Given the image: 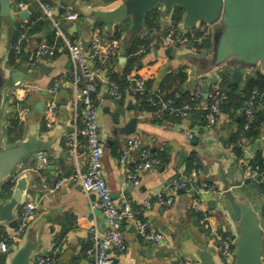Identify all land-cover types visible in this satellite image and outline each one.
<instances>
[{"label":"crops","instance_id":"0c3cea01","mask_svg":"<svg viewBox=\"0 0 264 264\" xmlns=\"http://www.w3.org/2000/svg\"><path fill=\"white\" fill-rule=\"evenodd\" d=\"M28 1L29 3H19L18 0H10L11 13L9 15L1 14L0 4V74L1 72L10 74L19 66L26 64L31 75L29 80H23L5 91L2 110L4 130L9 144L32 135L50 141L52 143L50 156L54 160V168L48 159L46 168L42 172L37 171L34 165L38 162V156L42 154L29 156L17 172L9 178L14 180L13 187H15L17 181L24 177L28 182L25 193L28 194L30 200H37L39 204L31 230L17 240L14 248L7 254L6 264L10 263L11 257L17 250L28 243L35 246L28 264H32L36 255H41L46 259H57L59 264H94L93 256L87 253L92 247L90 229L96 226L104 230L106 225L102 211L93 206L96 196L87 194L79 183L67 184L55 193L44 192L41 187L44 179L49 185H53L61 178L79 176L86 172L88 150L86 137L83 134V110L75 104L69 55L63 54L54 59L46 58L37 67L31 68L29 61L24 59L28 53L26 52L21 60H15L16 65L11 64L10 54L11 50H14L13 38L16 25H21L24 20L29 21L35 14H39L40 20L41 18L46 19L38 3L35 0ZM46 1L57 8L60 14H66L69 11H76L80 14L79 21H66L64 28L70 37L82 41L84 47L85 44H90L93 34H100L102 38L109 39L116 26L120 25L110 26L91 20L87 13L93 8H114L123 0L107 5L102 4L100 0ZM157 8L161 12L160 26L167 30L172 23V18L169 19L166 16L163 7ZM22 12H29L28 18H22ZM126 25L120 39L114 38L123 43L124 51L125 44L129 40L130 22ZM203 25L200 29L206 28L207 31L202 35H197L198 33H193L190 29L180 31L181 35H190L191 40L183 45L172 47L170 54L166 53L169 47L149 51L143 56L140 67L132 72L143 78L146 84L154 81L156 85H159L167 81L169 74L181 70L186 74V79L181 86L169 81L170 92L176 91V96L180 98L187 92L194 96L198 90L201 98L197 100L194 96L193 99L196 105L201 106L210 104V93L213 90L217 91L221 86L222 73L228 78L225 93L232 88V85L242 88L245 81L253 76L243 73L241 81L231 82L233 69L229 68L212 73V77L207 81L197 80V71L191 63L192 57L193 55L202 56L211 48V27ZM49 31L50 33L43 31L34 34L38 41L28 44L30 51L41 41L53 42L55 40V37H52L53 30H51L50 22ZM207 32L210 36V45L200 48ZM85 49L88 50L86 47ZM122 57L126 58L127 63L124 52L117 59L120 60ZM118 64L116 71L122 72L125 65L121 68L120 62ZM56 83L60 87L56 112L46 118L44 109L52 98L49 89ZM157 89H160L164 95L166 94L161 87ZM96 98L101 110L103 163L113 198L120 206L130 203L135 211L146 200H151V207L139 216L147 220L152 230L166 234V240L163 243L153 244L138 235L132 221L124 220L122 228L126 236L127 250L123 254H113L115 264H171L178 260H190L195 264H201L200 258L204 256L205 251L212 253L216 261L223 264L219 242L214 239L212 231L217 229L237 236V224L216 198L217 174L220 171V173L226 172L230 179H234L235 175L241 177L242 171L243 182L248 183L252 192V203L263 216L264 225V207L260 205V199L264 198V191L260 194L254 183L248 181L241 158L229 145L230 139L240 127L242 118L240 110L225 107L216 126L210 129L205 122V106L190 110L184 119L170 116L158 121L150 111L141 110L137 97L128 91L119 100L114 101L105 86H100ZM184 101L185 104H190L187 99ZM39 102L44 104L43 110L37 108ZM14 103L29 105L32 111L25 120L18 119L23 125L24 132L20 139L11 142L7 129L11 116L16 118ZM135 118L136 132L130 135L122 134L120 128ZM191 133L198 140L197 144L194 143V138L189 137ZM71 138L77 139L80 143L76 148V154L71 151L72 145L68 144ZM263 140L264 133L254 141L247 140L243 146L242 158L246 160L249 157L246 152L254 154L260 151L262 153ZM130 147L134 151H132L127 166H123L119 161V153ZM145 150L158 158L166 155L169 159L166 163L161 160L160 165L142 172L139 185H133L128 179V174L138 166L139 157ZM63 153H65L64 157ZM183 154L187 157L181 160ZM194 155L200 158L203 164V172L196 182L198 187L205 190L202 196L204 201L202 211H196L192 207V197L187 190L171 187L174 179L186 174L187 163ZM205 169L209 170V174H205ZM236 169L238 171L233 172ZM209 176L214 177V182L208 181ZM4 182L0 183V190ZM160 192L174 196V202L170 207L156 202L155 196ZM256 196L259 197L257 201ZM1 227L5 228L8 233L13 232L14 229L6 222L0 223Z\"/></svg>","mask_w":264,"mask_h":264},{"label":"built area","instance_id":"2783aa9c","mask_svg":"<svg viewBox=\"0 0 264 264\" xmlns=\"http://www.w3.org/2000/svg\"><path fill=\"white\" fill-rule=\"evenodd\" d=\"M35 1L38 3L42 15L53 26L55 40L53 42L47 40L41 41L30 51L28 45V31L34 26L36 21L29 23L28 20H24L21 23L22 32L14 46L16 59L21 60L26 52H30L29 65L31 68H34L46 58L54 59L63 54L69 55L71 60V82L75 90V104L80 106L83 110V134L86 137L88 150V166L86 172L79 176L61 178L53 185H49L44 179L41 187L44 192L55 193L67 184L79 183L87 194H94L96 196V202L93 206L102 211L106 225L104 230L96 226L90 229L92 247L88 249L87 253L93 256L94 264H115L113 254H123L127 250L126 236L122 228L124 220L132 221L138 235L153 244H161L166 240V234L164 232L152 230L147 220L139 216V214L151 207L152 201L146 200L137 211L133 209L130 203H126L123 206L118 205L113 198L104 168V147L100 129L101 110L97 103L96 93L100 86H105L114 101L122 97L123 93L120 87L110 78L106 64L109 60L120 57L122 52H124L123 43L116 39H104L100 34L95 33L92 35L88 50H86L82 41L70 37L64 28V23L66 21H79L81 16L78 12L69 11L66 14H60L58 9L49 2L45 0ZM179 30L183 32L180 26ZM176 33L177 29L172 23L163 36L154 31L152 34L153 43L143 45L139 53L145 55L149 53V51L157 49V45L164 49L183 45L191 40V38L185 34L177 38ZM127 81V91L133 96L136 97L147 91L146 81L137 76L135 72H131L127 75ZM59 91L60 87L57 83L49 89V94L52 95V98L44 109L46 118L51 117L56 112ZM163 95L161 90L157 89L150 100L152 107V111L150 112L158 121L164 120L168 114L184 119L190 110L194 108H203V106H205V122L207 126L212 129L218 123V119L223 111V98L214 91L210 93V104L203 106L184 104L178 107L174 105L173 100L164 99ZM260 95L261 92L255 89L243 102L240 114L244 120V130L249 129L250 125L255 121L257 112L256 99L260 97ZM194 96L199 100V98H201V93L196 91ZM31 111L32 107L29 105H17L15 117L23 121L29 116ZM189 137L194 138V134L191 133ZM68 144L70 146L72 145L73 149L71 151L76 154V148L80 145L77 139H69ZM132 151L134 150L130 147L119 153V161L123 166H127ZM256 154L257 153H250L246 160L243 159L242 156L241 161L247 173L248 181L252 183L259 181L263 184L264 169L257 159ZM139 158L138 166L128 174V179L133 185H139L142 172L151 170L162 163L160 158L147 150H145ZM47 163L48 158L44 155H39L38 162L34 165V168L42 172V170L46 168ZM202 172L203 169L198 168L193 170L190 174L180 175L178 178L174 179L171 184V187L174 189L183 188L190 193L192 197L191 205L196 211H202L204 205L202 196L205 190L196 185ZM155 200L165 207H170L174 202V196L172 194L160 192L156 194ZM38 204L39 202L37 200H29L17 211V226L13 229V232L9 233V235L0 242V252L8 254L11 249L14 248L17 240L27 234L37 215ZM212 235L214 239L219 242L222 263L234 264V235L217 229L212 231ZM32 264H59V261L54 258L46 259L41 255H36L32 260ZM171 264L195 263L190 260H178Z\"/></svg>","mask_w":264,"mask_h":264},{"label":"water","instance_id":"95a60500","mask_svg":"<svg viewBox=\"0 0 264 264\" xmlns=\"http://www.w3.org/2000/svg\"><path fill=\"white\" fill-rule=\"evenodd\" d=\"M0 4L1 14L9 15L10 0H0ZM177 6L184 9V16L179 24L182 30L190 29L193 33H198L203 24L211 27L210 50L202 56L192 57L191 63L197 71V80L207 81L212 77V73L225 68L233 69L231 82L241 81L243 73L251 74L253 77L257 74L264 75V0H123L114 8H93L87 15L91 20L110 26L129 20L130 39L143 31L145 18L150 11L156 7H163L166 16L171 19ZM28 15L29 12L21 13L24 19L28 18ZM89 46V43L85 44L87 49ZM171 52L172 47L166 49L167 54ZM24 59L27 62L30 60L29 52ZM125 63L126 58H120L121 68ZM30 78L26 64L19 66L10 74L2 72L0 74V183L13 176L29 156L42 154L50 160L54 168V160L50 156L52 145L50 141L32 135L9 144L6 138L2 116L5 91ZM37 108L43 110L44 104L39 102ZM120 132L125 135L135 133L136 118L120 128ZM193 141L195 144L198 143L196 138ZM262 144L261 154L264 160V140ZM246 153L247 156L250 155ZM186 157L184 154L181 155V160ZM237 169L233 172H237ZM204 172L209 174L208 169ZM220 172L217 174L216 198L237 224V236H234V264H264L263 218L252 203V192L248 183L243 182L242 171L241 177L235 175L234 179H230L226 172H222L223 174ZM208 181L214 182V177L209 176ZM27 185L28 182L23 177L17 181L10 196L3 197L0 193V223L6 222L12 228L17 226V209L30 200L25 193ZM254 185L258 192L263 194L262 184L257 181ZM260 203L264 204V198L260 199ZM32 226L33 223L27 234ZM34 249L35 246L28 243L13 254L9 264H28ZM200 259L201 264H219L208 251H205Z\"/></svg>","mask_w":264,"mask_h":264},{"label":"trees","instance_id":"16d2710c","mask_svg":"<svg viewBox=\"0 0 264 264\" xmlns=\"http://www.w3.org/2000/svg\"><path fill=\"white\" fill-rule=\"evenodd\" d=\"M19 3L25 2L29 3L28 0H18ZM46 1V0H45ZM117 0H100L102 4H110ZM39 14L33 15L31 19H29V23L35 22L34 26L28 31V44L29 43H35L38 41V38L35 37V33L43 32V31H49V22L46 21V19L41 18L39 19ZM184 16V9L182 7H176L174 9V12L172 14V24L177 29L176 37L178 38L181 36V32L179 30V24L181 23ZM160 17L161 12L156 7L152 11L148 13V15L145 18L144 23V29L142 32L137 33L131 37L127 43L125 44V51L124 55L127 57V63L123 69L122 72L116 71L117 65L120 62L119 59L115 58L112 60H109V62L106 64L107 72L110 76V78L120 87V90L122 93H126L128 90V81H127V74L134 71L135 69H138L141 65V60L143 58V54H140V48L143 45H149L153 43V32H158L161 36L165 35L167 30L165 28H162L160 26ZM129 20H125L121 23H119V26H116L115 31L113 35L109 39H120V37L123 35V32L125 31L127 27V23ZM103 25V24H98ZM204 26V25H203ZM206 28L200 29L197 35H202L206 32ZM22 32L21 25H16V29L14 31V38H13V44L17 43L18 38L20 37V33ZM54 37V33H52ZM190 34V33H189ZM196 35V34H194ZM190 36V35H189ZM210 45V36L207 32L205 34V38L203 41V44L200 46L202 47H208ZM15 46V45H14ZM157 49H160V46H156ZM11 64L16 65V55L14 50H11L10 54ZM117 59V60H116ZM186 79V74L183 71H179L177 73H171L168 75V79L164 83H160L159 85H156L154 81L147 82V91L143 94L137 95V99L139 101V108L141 110L145 109L148 111H152L151 107V97L154 95V92L156 91V88L161 87L166 91V94L163 95L164 99H171L174 102L175 106L181 107L185 104L184 100H188L187 102L190 103V105L194 106L196 103L195 99H193V94L186 93V95H181L180 98L176 96V91L170 92L171 88H169V81L174 82L176 85L181 86ZM158 84V83H157ZM228 84V78L227 76L222 73V78L220 82L219 89L213 90L214 92H217L222 98V110L226 108H234L235 110H240L242 108L243 102L250 96V94L253 92V90L258 89L261 92L260 97L256 99V118L255 121L250 125L249 129L244 130L243 124L244 120L241 118V123L239 130L232 136V138L229 141V145H231L232 150L236 153V155L241 158L243 156V146L244 143L247 140L254 141L258 138H260L264 133V98H262V95L264 94V75L257 74L256 77H250L248 78L244 86L238 87V85L233 86L228 91L227 89ZM241 90V91H240ZM198 91V90H196ZM18 104L14 103V106L16 107ZM204 112V111H203ZM201 112H199L200 114ZM206 114V111L204 112V115ZM174 117V115H167V117ZM201 116V115H200ZM177 117V116H175ZM187 117V116H186ZM179 118V117H177ZM24 129L21 122H19L18 119L14 118V116H11L10 124L7 129V134L9 137V141L15 142L17 139H20L23 135ZM257 159L259 160L262 168L264 169V160L262 158V154L259 151L257 154ZM162 162L166 163L169 159L166 155L159 157ZM203 164L200 158H198L196 155L192 156L189 162L187 163L186 168V174H190L193 170H196L198 168H202ZM14 186V180L8 179L5 181L1 187L0 193L3 197L10 196L12 189ZM262 189L264 191V183L262 184ZM9 235L8 231L1 227L0 228V242ZM7 254L0 252V264H6Z\"/></svg>","mask_w":264,"mask_h":264},{"label":"rangeland","instance_id":"374dc122","mask_svg":"<svg viewBox=\"0 0 264 264\" xmlns=\"http://www.w3.org/2000/svg\"><path fill=\"white\" fill-rule=\"evenodd\" d=\"M264 196V195H263ZM259 199V197L258 196H256L255 197V200L257 201ZM262 207H264V205L263 204H260ZM262 218H263V216H262ZM262 224H263V222H262Z\"/></svg>","mask_w":264,"mask_h":264}]
</instances>
